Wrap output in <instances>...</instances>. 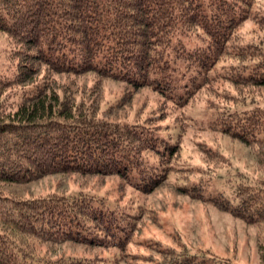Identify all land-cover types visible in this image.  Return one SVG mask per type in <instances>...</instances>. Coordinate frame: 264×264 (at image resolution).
Listing matches in <instances>:
<instances>
[{
    "label": "trees",
    "instance_id": "trees-1",
    "mask_svg": "<svg viewBox=\"0 0 264 264\" xmlns=\"http://www.w3.org/2000/svg\"><path fill=\"white\" fill-rule=\"evenodd\" d=\"M247 22L262 31L259 40L243 39L239 28ZM1 34L11 43L17 73L0 78V185L97 174L117 175L147 192L170 174L183 138L109 117L92 101L85 109L82 98L56 86L59 74L91 73L147 88L180 107L228 59L231 95L247 99L243 88H264V4L256 0H0ZM23 86L30 89L17 102ZM219 122L207 128L264 146L262 104L247 99L223 110ZM207 179L200 180L203 191L189 189L190 197L244 223L264 222V178L247 172L240 180L227 174L221 184ZM138 218L87 193L21 198L0 191V264H104L95 255L51 256L38 247L73 242L122 251ZM174 255L165 264H211L186 249Z\"/></svg>",
    "mask_w": 264,
    "mask_h": 264
},
{
    "label": "rangeland",
    "instance_id": "rangeland-1",
    "mask_svg": "<svg viewBox=\"0 0 264 264\" xmlns=\"http://www.w3.org/2000/svg\"><path fill=\"white\" fill-rule=\"evenodd\" d=\"M256 1L258 5L264 4V0ZM239 32L245 41L259 40L263 34L252 22L243 24ZM11 50V43L1 34L2 79H12L17 73V60L12 57ZM226 64H230L228 59L220 61L215 67L218 76L213 82L193 95L187 105L180 107L171 105L147 88L134 89L119 81L99 79L91 73L76 77L59 74L54 78L56 86L70 89L77 95V101L82 98L85 109L92 101L96 108L103 111L107 108L111 114H107L109 117L133 123L145 122L160 127L175 141L183 140L177 143L179 152L170 163V174L147 192L138 191L117 175L57 173L28 184H1L0 191L5 195L21 198L51 192L71 196L92 194L140 217L131 243L122 251L67 242L39 246L38 253L95 255L104 260V264H165L178 257L173 256L174 253L186 249L211 264H264V222L244 223L190 197L189 193L191 190L195 193L203 191L201 179L208 178V182L218 179L221 184L227 174L240 180L247 172L264 178V146L245 145L238 139L207 128L211 123L220 124L223 110L238 107L247 99L264 106V88H243L242 94L247 99L231 95L236 88L227 81L225 74L229 67ZM29 89L19 87L13 99L18 102ZM163 251L167 254L163 255Z\"/></svg>",
    "mask_w": 264,
    "mask_h": 264
}]
</instances>
